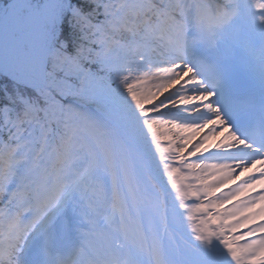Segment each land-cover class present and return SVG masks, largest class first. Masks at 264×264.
Returning a JSON list of instances; mask_svg holds the SVG:
<instances>
[{
    "label": "snow or ice",
    "instance_id": "6c2138e0",
    "mask_svg": "<svg viewBox=\"0 0 264 264\" xmlns=\"http://www.w3.org/2000/svg\"><path fill=\"white\" fill-rule=\"evenodd\" d=\"M238 14L0 0V264L36 238L37 264H264V128L238 135L186 55L190 29L215 46Z\"/></svg>",
    "mask_w": 264,
    "mask_h": 264
},
{
    "label": "bare ground",
    "instance_id": "6f19581e",
    "mask_svg": "<svg viewBox=\"0 0 264 264\" xmlns=\"http://www.w3.org/2000/svg\"><path fill=\"white\" fill-rule=\"evenodd\" d=\"M252 2H255V0H251ZM233 22L234 21H232V24H233ZM231 24V25H232ZM230 25V26H231ZM245 40V39H244ZM246 41V40H245ZM230 43H232V44H234L236 47H238V49H241V48H248V47H244L240 42H238V40H234V39H230ZM249 45V44H248ZM249 47H250V45H249ZM245 64L246 65H250V63H247V62H245ZM256 74L258 75V76H261V75H264V66H262V65H258L257 67H256ZM249 80H251V81H253V82H258L257 80V78L256 77H250L249 78ZM164 114V113H163ZM162 143H164V144H166L167 142L165 141V140H162L161 141ZM221 252H222V250L219 248V246H218V242H214V253L213 254H215V255H217V256H219L220 254H221Z\"/></svg>",
    "mask_w": 264,
    "mask_h": 264
},
{
    "label": "trees",
    "instance_id": "16d2710c",
    "mask_svg": "<svg viewBox=\"0 0 264 264\" xmlns=\"http://www.w3.org/2000/svg\"><path fill=\"white\" fill-rule=\"evenodd\" d=\"M64 27H66V25H62V34ZM3 100H4V89L0 88V102H3Z\"/></svg>",
    "mask_w": 264,
    "mask_h": 264
},
{
    "label": "rangeland",
    "instance_id": "374dc122",
    "mask_svg": "<svg viewBox=\"0 0 264 264\" xmlns=\"http://www.w3.org/2000/svg\"><path fill=\"white\" fill-rule=\"evenodd\" d=\"M42 2V1H41ZM165 145L164 144H162V147H164Z\"/></svg>",
    "mask_w": 264,
    "mask_h": 264
}]
</instances>
